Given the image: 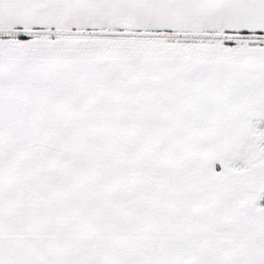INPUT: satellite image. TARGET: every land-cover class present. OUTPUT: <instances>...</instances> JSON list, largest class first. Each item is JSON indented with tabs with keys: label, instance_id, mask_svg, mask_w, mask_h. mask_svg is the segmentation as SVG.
I'll list each match as a JSON object with an SVG mask.
<instances>
[{
	"label": "snow or ice",
	"instance_id": "6c2138e0",
	"mask_svg": "<svg viewBox=\"0 0 264 264\" xmlns=\"http://www.w3.org/2000/svg\"><path fill=\"white\" fill-rule=\"evenodd\" d=\"M0 264H264V0H0Z\"/></svg>",
	"mask_w": 264,
	"mask_h": 264
}]
</instances>
